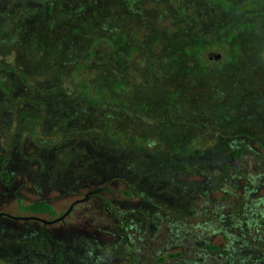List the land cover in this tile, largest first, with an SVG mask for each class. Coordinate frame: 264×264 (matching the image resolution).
Segmentation results:
<instances>
[{
    "label": "rangeland",
    "instance_id": "obj_1",
    "mask_svg": "<svg viewBox=\"0 0 264 264\" xmlns=\"http://www.w3.org/2000/svg\"><path fill=\"white\" fill-rule=\"evenodd\" d=\"M229 1L251 25L202 60L221 4L0 0V209L64 214L0 218V264H264V16Z\"/></svg>",
    "mask_w": 264,
    "mask_h": 264
},
{
    "label": "trees",
    "instance_id": "obj_2",
    "mask_svg": "<svg viewBox=\"0 0 264 264\" xmlns=\"http://www.w3.org/2000/svg\"><path fill=\"white\" fill-rule=\"evenodd\" d=\"M208 3H210L211 5H216L221 4L225 7L226 10L230 11V14L232 15L231 19H227L226 21H224L221 25L217 26L211 33V38L212 36L214 37L213 39H210V42L207 43V45H205V39L207 38L204 34L203 31H198L197 29V33L195 34V37L193 38V48H195V55H197V57H199L200 59L204 60L203 57V48L205 46H209L214 45V46H220L221 43H227L232 41L238 34V32L246 27L251 25V21H249L248 19V15H250L248 12H245L243 10V7L245 6L243 3H233L229 0H206ZM247 1V0H245ZM248 2V1H247ZM243 4V5H242ZM246 4V3H245ZM248 6V5H246ZM255 6L260 7L262 10L261 14L264 16V0H255ZM176 13L178 14L179 18L182 19L183 21H187L190 22V24H194L195 26H197V28L199 29V12H197V10L195 9L194 6H190L188 8H186L185 6H181L178 3H176V8H175ZM246 15V18H244V16ZM127 32V31H126ZM125 32V30L121 29L118 33L117 31H111L110 32V36L109 37H105L106 39V43L111 46L112 49H115V51H113V56L117 59L119 57V54L116 50V45L120 46L123 45V41L124 39H127L126 36H128V34ZM134 33V30H133ZM118 37H120V40L118 39ZM138 41H140L138 39ZM188 46V45H187ZM187 46L184 48L186 49ZM135 47V46H134ZM181 49H175L174 52H172V56L173 58L177 59L179 56ZM212 55H210L209 53H207L206 57H210ZM115 85L119 88V87H123V83L122 82H116ZM83 95L85 97V99L93 104V105H100L102 103V97H100L97 92H95L93 95L88 94L87 92H83ZM241 153V149L237 148L234 150V154L240 155ZM109 204V202L107 203ZM245 205V203H244ZM26 208L30 209L31 211L34 212H51L52 211V207L48 202H44V201H34L29 203L28 205H25ZM209 248H216V245L214 244H208ZM179 252L176 253V255H178Z\"/></svg>",
    "mask_w": 264,
    "mask_h": 264
},
{
    "label": "flooded vegetation",
    "instance_id": "obj_3",
    "mask_svg": "<svg viewBox=\"0 0 264 264\" xmlns=\"http://www.w3.org/2000/svg\"><path fill=\"white\" fill-rule=\"evenodd\" d=\"M209 54L213 56L212 52H210ZM9 176H10V171H5L3 173V177L4 178H6V177L9 178ZM32 212H34V211H32ZM44 212L45 211H42V212H34V213L40 214V213H44ZM63 215H61V216H59L57 218H52V219L47 220V219H45L43 217H39V216H36V215H13V214L7 213V212H5V211H3V210L0 209V218H8V219H13V220L14 219H19V218H23L25 220H27L28 218H31V217L32 218H35L36 220L40 221V223L43 224L41 231H44V233L46 232V224L47 223L55 222V221L59 220ZM34 259L36 260V258H34ZM38 262H40L39 264H45V262H43L41 259H38Z\"/></svg>",
    "mask_w": 264,
    "mask_h": 264
},
{
    "label": "water",
    "instance_id": "obj_4",
    "mask_svg": "<svg viewBox=\"0 0 264 264\" xmlns=\"http://www.w3.org/2000/svg\"><path fill=\"white\" fill-rule=\"evenodd\" d=\"M212 54H213V56H215V57H218V56H219L217 52H212Z\"/></svg>",
    "mask_w": 264,
    "mask_h": 264
}]
</instances>
